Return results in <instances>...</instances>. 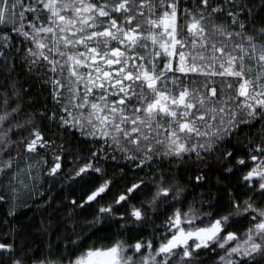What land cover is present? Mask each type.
<instances>
[{"label": "snow or ice", "instance_id": "1", "mask_svg": "<svg viewBox=\"0 0 264 264\" xmlns=\"http://www.w3.org/2000/svg\"><path fill=\"white\" fill-rule=\"evenodd\" d=\"M0 70V264H264V0H0Z\"/></svg>", "mask_w": 264, "mask_h": 264}, {"label": "trees", "instance_id": "2", "mask_svg": "<svg viewBox=\"0 0 264 264\" xmlns=\"http://www.w3.org/2000/svg\"><path fill=\"white\" fill-rule=\"evenodd\" d=\"M255 3L259 5L261 3V0H255ZM257 12H259V8L255 9ZM11 79H17L20 84L25 88H29L31 86V93L33 95H39L40 99L43 100L45 98V94L42 92V86L39 82L29 79L28 75L26 74V71L24 69H21L19 66L16 68V73L13 75ZM27 80L28 83H24V81ZM9 83V78H7L5 75H3L2 70H0V87H4ZM49 106L51 107V102L49 101ZM52 131H55L54 129ZM51 134V132L49 133ZM85 151L87 149V146L85 145ZM194 170L188 172V173H182L183 178L185 182H187V178L189 175H194ZM208 175V182L204 186V191L207 192L208 186H212V195H216V187L217 185V175L218 173L215 171V169H210L207 173ZM226 183V181H225ZM191 187V186H189ZM48 188V185H44V189L46 190ZM201 189H196V192L199 193ZM71 194L72 189H70L67 185H64L63 188H61L60 185H57L51 189V191H47L46 195L44 197V200H48V197H53L54 199L48 200V203H50L52 206L48 207L47 204L44 203V200H37L36 203H32L31 201L28 202L27 207H18L16 210V220L13 221V223H19L21 225H24L26 230L28 232L36 233L32 237L33 243L35 247H41L46 246V241L48 237L38 232L36 225L39 224V222L47 218L48 216L52 217L53 226L56 225L58 218L63 217L67 213V208L64 206V203H67L71 200ZM78 194V193H77ZM67 196L68 201H65L64 203H61L63 198ZM199 197L197 196V199ZM191 199V197H190ZM37 204L44 205V208H47V211L38 210ZM8 210V205H0V215L6 213ZM163 217L158 219L156 221L157 224L161 223ZM71 226V223L69 222V227ZM150 230V229H149ZM7 231L6 228H3L2 225H0V234ZM206 264H212L211 260H207Z\"/></svg>", "mask_w": 264, "mask_h": 264}]
</instances>
